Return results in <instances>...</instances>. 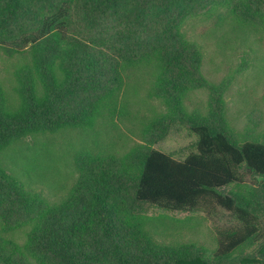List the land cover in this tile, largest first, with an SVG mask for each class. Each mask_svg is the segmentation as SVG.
Returning a JSON list of instances; mask_svg holds the SVG:
<instances>
[{
    "label": "trees",
    "instance_id": "obj_1",
    "mask_svg": "<svg viewBox=\"0 0 264 264\" xmlns=\"http://www.w3.org/2000/svg\"><path fill=\"white\" fill-rule=\"evenodd\" d=\"M74 1L86 27L121 22L126 45L156 55L151 94L168 111L149 121L146 133L160 140L173 128H185L196 136V152L177 161L154 149L136 150L131 154L134 176L128 170L108 173L107 183L96 192L92 185L83 193L85 182L56 207L0 169V211L9 221L22 223L26 237L23 244L0 240V264H27L26 257L38 264H264V246L254 255L245 253L262 238L257 214L264 211V198L263 207L246 208L238 196L218 192L245 183L240 171L262 178L264 190V141H239L227 127L218 98L205 116L189 114L182 106L189 88L208 84L200 72L203 53L180 33V25L210 0ZM5 2L1 18L6 27L13 18L36 27L14 42L18 48H34L31 65L17 79L18 109L5 107L0 85V151L35 134L91 129L103 112L113 114L114 93L104 89L109 79L119 83L115 72L120 66L71 34L70 0ZM35 3L50 14L33 11ZM207 200L237 222L218 232L211 258L194 245L156 244L136 215L145 205L192 211Z\"/></svg>",
    "mask_w": 264,
    "mask_h": 264
},
{
    "label": "rangeland",
    "instance_id": "obj_2",
    "mask_svg": "<svg viewBox=\"0 0 264 264\" xmlns=\"http://www.w3.org/2000/svg\"><path fill=\"white\" fill-rule=\"evenodd\" d=\"M74 2L70 0L68 17L71 34L120 66L115 72L119 83L109 79L104 89L114 93L115 112L111 115L103 112L91 129L70 128L35 134L0 151V169L54 207L72 199L76 188L85 182L88 186H81L83 193L92 185L95 192L100 190L107 183L108 173L128 170L134 176L137 171L131 154L136 150L154 149L177 161H184L196 152V136L185 128H173L160 140L146 133V124L168 111L151 94L153 73L158 71L156 55L150 49L126 45L122 38L126 28L121 22L86 27ZM5 3L0 0V85L5 107L18 109L17 79L20 70L31 65L34 48H18L14 42L36 26H27L23 19L13 18L6 27L1 18L6 13ZM31 6L33 11L45 16L51 12L37 3ZM195 10L183 21L179 31L201 49L200 72L208 85L189 88L182 102L183 109L189 114L205 116L211 102L218 98L227 127L239 141L263 142L264 5L261 0H210ZM240 172L245 183L218 192L238 196L239 204L244 207H263V179ZM136 215L141 228L156 244L194 245L208 258L216 251L218 232L237 223L213 200L192 211H168L145 205ZM257 215L262 238L245 250L251 255L264 246V211ZM25 239L23 224L9 221L0 211V240L23 244ZM25 259L27 264H38L31 257Z\"/></svg>",
    "mask_w": 264,
    "mask_h": 264
}]
</instances>
